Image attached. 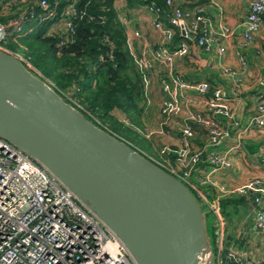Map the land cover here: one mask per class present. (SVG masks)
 <instances>
[{
  "label": "built area",
  "instance_id": "obj_1",
  "mask_svg": "<svg viewBox=\"0 0 264 264\" xmlns=\"http://www.w3.org/2000/svg\"><path fill=\"white\" fill-rule=\"evenodd\" d=\"M164 1L169 7L165 22L160 19L163 11L161 8L153 3L146 5V9L153 16L152 25L161 35L154 57L164 64L166 71L165 77L160 81L164 93L160 106L161 119L158 128L144 133L147 138H151L153 134H164L165 126L171 117L182 111L178 96L181 89L190 87L203 95L208 91V82L188 84L173 70L174 58L189 53L190 46L184 39L190 36L197 46L206 49H209L216 40L215 31L206 27V19L200 6L196 7L194 17L186 22L184 12L175 0ZM40 5L44 9L49 6L45 0H41ZM263 15L264 0H251L243 21L245 29L242 36L245 41H252L253 34L263 21ZM17 23L18 20H12L8 26ZM176 33L181 39L174 48H169L168 45L173 43ZM5 34L6 26L0 23V40ZM224 34L221 33L223 36ZM134 35L139 36V31H135ZM126 42H129L128 39ZM0 50L6 51L1 45ZM12 55L21 59L16 53ZM135 63L145 90L149 84L148 73L151 63L137 58ZM207 99L211 114L191 112L180 127L181 146L177 148L163 146L160 150L164 156L169 153L174 155L178 162L175 169L179 172L171 167L170 170L167 165L168 171L185 182L194 192L196 188L188 179L202 152L206 148L218 146L230 136L229 130L220 125V116L231 118V127L240 129L236 134L238 140L240 134L247 132L251 126L264 127L263 93L256 94L251 118L247 125L242 126L223 107L225 97L220 90H216ZM190 121L203 127L207 135V142L196 151L191 149L194 130ZM262 161L264 163V150ZM209 163L213 170L230 166L229 159L218 153L210 155ZM155 164L161 166V163ZM202 183L208 185L210 189H217L215 193L208 194L202 191L198 195L195 192L216 218L223 197L236 195L246 197L252 205L256 234L261 240L264 239V177H256L230 190L220 185L209 174ZM217 221V252L213 255L209 248L207 250L212 258L210 264H264V250L259 255L256 253L258 248L248 252L239 246L238 248L236 241L225 235L224 222ZM257 244L255 242V245ZM0 264H137V262L119 237L56 175L23 149L0 137Z\"/></svg>",
  "mask_w": 264,
  "mask_h": 264
},
{
  "label": "water",
  "instance_id": "obj_2",
  "mask_svg": "<svg viewBox=\"0 0 264 264\" xmlns=\"http://www.w3.org/2000/svg\"><path fill=\"white\" fill-rule=\"evenodd\" d=\"M0 137L69 187L137 264H207L200 258L208 250L204 213L190 189L2 50Z\"/></svg>",
  "mask_w": 264,
  "mask_h": 264
},
{
  "label": "crops",
  "instance_id": "obj_3",
  "mask_svg": "<svg viewBox=\"0 0 264 264\" xmlns=\"http://www.w3.org/2000/svg\"><path fill=\"white\" fill-rule=\"evenodd\" d=\"M194 1L197 0H175V3L180 6L182 3L187 4ZM250 1L206 0L204 4H200L203 8L202 14L206 19V27L208 30L215 31L216 40L209 49H206L197 46L192 37H186L184 40L190 46L189 53L174 58L173 70L188 84L208 82V91L203 95L190 87L181 89L178 96L182 111L171 117L165 126L164 134H154L151 139H147L149 150L158 151L163 146L171 148L181 146L180 127L183 121L191 112L211 114L207 98L213 95L216 90H220L224 95L223 107L232 114L233 119L238 121L240 126L248 124L256 102V94H264V15L259 29L252 36V41L247 42L242 36L245 29L243 21L248 12ZM197 6L186 5L182 8L186 22L194 17ZM115 8L124 27L126 41L127 39L129 41L127 47L134 63L136 58L151 63L147 89L144 90L141 80L143 86L142 123H145L144 126L147 128L156 129L159 126L160 106L164 98L160 81L166 73L164 64L154 57V51L159 46L161 35L153 27V16L146 9V5L128 8L123 0H116ZM165 20L166 17L162 18L163 22ZM135 31H139L140 35L135 36ZM221 33H225L224 36ZM176 45L177 42L173 41L168 47L174 48ZM135 67L137 69L136 63ZM139 77L141 79L140 73ZM220 117V125L229 130L230 136L218 146L206 148L202 152L199 162L188 179L189 183L206 188L208 185L203 184L202 180L209 174L220 185L230 190L242 186L256 177H264L262 161L264 127L251 126L247 132L240 134L238 140L236 134L240 129L231 127V118ZM190 123L194 130L191 149L196 151L207 142V135L203 127L191 121ZM212 153L225 155L229 159L230 166L213 170V166L209 163ZM170 154H167L166 158H162L167 165H171L170 160L173 161ZM170 167L172 168V165ZM216 191L217 189L212 188L210 193ZM251 207L250 203L241 211L236 231L231 225H227L228 227L225 229V235L234 239L236 243L239 235L246 233L245 229L249 224L251 229H254V216ZM251 237L248 239L246 252L257 246L255 242L259 236L255 233ZM262 251L263 248L259 247L256 253L258 252L260 255Z\"/></svg>",
  "mask_w": 264,
  "mask_h": 264
},
{
  "label": "trees",
  "instance_id": "obj_4",
  "mask_svg": "<svg viewBox=\"0 0 264 264\" xmlns=\"http://www.w3.org/2000/svg\"><path fill=\"white\" fill-rule=\"evenodd\" d=\"M40 1L0 2V23L6 26L0 45L7 53L21 55L20 61L33 74L48 78L56 88L69 92L76 102L63 98L64 101L76 107L94 125L143 152L147 158L144 153L149 149V142L134 129L143 125V86L127 47L125 30L115 8L116 0H45L49 5L47 9L41 7ZM123 1L128 8L153 3L163 10L160 19L168 18L169 7L164 0ZM205 2L197 0L182 3L180 7H195ZM12 20L18 23L8 26ZM180 39L176 33L174 42ZM115 111L127 121L118 118ZM170 155L174 160V155ZM190 191L201 205L208 248L215 255L217 220L224 222L222 206L232 204L239 213L250 203L240 195L222 198L216 218L196 193ZM208 214L212 217L210 228ZM227 227L224 224V230Z\"/></svg>",
  "mask_w": 264,
  "mask_h": 264
},
{
  "label": "rangeland",
  "instance_id": "obj_5",
  "mask_svg": "<svg viewBox=\"0 0 264 264\" xmlns=\"http://www.w3.org/2000/svg\"><path fill=\"white\" fill-rule=\"evenodd\" d=\"M199 7V6H198ZM197 7V8H198ZM200 7H201V9H203L202 8V6L200 5ZM18 56L19 57H21V55H19L18 54ZM21 59H23L22 57H21ZM31 65V64H30ZM36 76H38V75H36ZM39 77V76H38ZM40 79H42L41 77H39ZM49 87H51L52 89H54V91H56L57 93H58V95H60V97L63 99V98H65V99H68V100H70V101H72V102H76L72 97H71V94L69 93V92H67V91H63V90H61V89H59V88H56V85H54L48 78H44V79H42ZM64 100V99H63ZM68 103V102H67ZM68 104H70V103H68ZM71 106H73L72 104H70ZM74 107V106H73ZM74 108H76V107H74ZM80 108V107H79ZM82 108V107H81ZM77 109V108H76ZM115 114H116V116L118 117V118H122V114L119 112V111H115ZM142 119V118H141ZM160 119H161V116H160ZM122 120L123 121H127L126 119H124V118H122ZM145 124V123H144ZM144 124L142 125V128H134L142 137H144L145 139H151L152 138V136L154 135H152L151 136V138H147V137H145L144 136V133L145 132H147V131H149V130H152V129H154V128H147V127H145L144 126ZM146 128V129H145ZM158 128V127H157ZM160 150L161 149H159L158 151H151V150H147L146 151V153H144L146 156H147V158H149V159H151L153 162H156V163H158V164H160L162 167H164L165 169H167V167L169 166V169L171 170V168H170V166L172 165V169L175 171H177V172H179V170H177V169H175L176 167H177V165H178V162L176 161V160H173V161H171L170 160V162H171V165H168L167 166V163L165 162V161H163V159L162 158H166V155L164 156V154H162V153H160ZM141 154H143V152H141V151H139ZM174 162V163H173ZM179 167V166H178ZM168 170V169H167ZM196 187V189H194L195 190V192H197V194L199 195V193H202V190L205 192V194H208V192H210L212 189H210V187L208 186V187H203V186H199V187H197V186H195ZM201 188H202V190H201ZM221 211H222V214H223V216H224V219H223V221H224V224L227 226V225H231L232 227H233V229H234V231H236L237 230V228H238V220H239V216H240V214H242L241 212H236L235 211V207H234V205H232V204H230V205H226V206H222V208H221ZM211 221H212V217H211V215H209L208 214V228H210L211 227ZM209 230V229H208ZM245 231H246V233L245 234H241V235H239V238H241V241H239L238 240V242H237V247L239 246L240 248H242V250L243 251H245L246 250V246H247V243H248V239L251 237V236H253V235H255V230L253 229H251V226H250V224L246 227V229H245ZM231 239V238H230ZM257 246L255 247V248H253V249H255L256 250V248H259V247H261V248H263V250H264V239L263 240H261V238L259 237L257 240ZM240 243V244H239ZM253 244H254V242H253ZM238 247V248H239ZM201 262H203V263H207V264H210V260L212 259L211 258V255L210 254H208L207 253V251H205L204 253H202L201 254Z\"/></svg>",
  "mask_w": 264,
  "mask_h": 264
},
{
  "label": "bare ground",
  "instance_id": "obj_6",
  "mask_svg": "<svg viewBox=\"0 0 264 264\" xmlns=\"http://www.w3.org/2000/svg\"><path fill=\"white\" fill-rule=\"evenodd\" d=\"M201 258V257H200Z\"/></svg>",
  "mask_w": 264,
  "mask_h": 264
}]
</instances>
